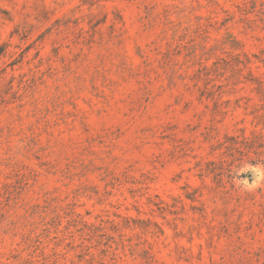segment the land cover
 Wrapping results in <instances>:
<instances>
[{
	"label": "rangeland",
	"instance_id": "rangeland-1",
	"mask_svg": "<svg viewBox=\"0 0 264 264\" xmlns=\"http://www.w3.org/2000/svg\"><path fill=\"white\" fill-rule=\"evenodd\" d=\"M0 264H264V0H0Z\"/></svg>",
	"mask_w": 264,
	"mask_h": 264
}]
</instances>
